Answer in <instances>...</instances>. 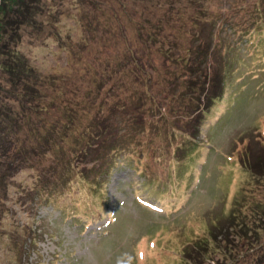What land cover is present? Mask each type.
<instances>
[{
  "label": "rangeland",
  "instance_id": "1",
  "mask_svg": "<svg viewBox=\"0 0 264 264\" xmlns=\"http://www.w3.org/2000/svg\"><path fill=\"white\" fill-rule=\"evenodd\" d=\"M203 2L210 9H218L222 18L215 24H206L199 33L207 50V63L202 59L201 68L207 78L221 74L223 90L209 111L200 116L195 140L187 135L195 129L193 122L184 124L186 117L177 116L179 105L161 99L159 85H167V80L154 74L160 81L151 87L154 97L148 103L147 113L142 115L138 149L133 152L130 148V152L109 157L106 170L96 183L73 176L59 184L61 171L53 163L59 157H66L60 150L50 151L46 157H31L32 166L27 162L29 167L18 168L8 179L4 195L7 216L0 233V264H178V251L187 247L196 235L210 237L208 241L214 242L209 247L215 250L203 263L197 258L188 259L186 264H215L218 260L224 264L218 253L228 244L218 242L221 238L216 233L218 229L213 231L215 235L206 230L213 223V216L230 207L236 189L249 185L250 175L240 159L250 154L260 157L264 148V9H259L255 0ZM190 7L185 6L186 15L194 9L193 5ZM158 8L150 9L151 15H159L166 9ZM50 9L55 15L57 10ZM64 9L65 17L59 29L62 34L77 37L75 24L78 26L76 18L80 14L69 1ZM98 34L94 47L91 44L78 58L98 59V63L108 61L116 72L102 75L103 81L108 77L104 88L95 90L96 84L91 82L100 73L98 64L88 74L78 64L69 69L71 74L66 82L77 88L76 103L71 109L75 115L80 114L76 121L80 127L88 125L95 107L107 92L114 96L116 93L114 99L119 95L121 103L122 90L117 86L129 81L124 74L128 67L122 66L129 42L113 31ZM18 50L39 68L64 70V51L59 52L53 40L44 43L36 35H29L22 37ZM166 65L173 74L179 70L173 62ZM111 87L113 91L109 92ZM105 88L108 91L104 95ZM114 99L104 97L103 109ZM160 106L167 108L162 115ZM186 138L195 141L191 152L195 158L181 166L176 157H187L190 148ZM50 144V148L40 151L54 150L55 143ZM91 166L89 163L83 168L87 171ZM55 169L58 171L52 175ZM40 178L49 185L44 186L42 200L39 195L36 200L31 189L39 184ZM254 187L256 190L246 193L247 198L258 203L264 201V186L254 182ZM136 195L155 207L160 205L162 210L144 207L135 200ZM239 212L250 222L253 206L243 205ZM219 220L227 226L232 223ZM226 229L224 233H228ZM192 232L195 236H191ZM231 232L229 226L227 238L231 246L239 254H247L236 255L225 264H244L257 243L253 242L254 236L242 238ZM19 233H23L21 242H12Z\"/></svg>",
  "mask_w": 264,
  "mask_h": 264
},
{
  "label": "trees",
  "instance_id": "2",
  "mask_svg": "<svg viewBox=\"0 0 264 264\" xmlns=\"http://www.w3.org/2000/svg\"><path fill=\"white\" fill-rule=\"evenodd\" d=\"M66 1L80 14L76 23L82 32L75 24L77 37L69 33L62 34L59 29V23L65 17ZM203 1L52 0L51 3L49 0H0V233L5 228L3 223L7 216L4 195L9 185L8 179L18 168L29 167L27 162L32 166L31 157H46L50 151L60 150L66 157H59L53 163L54 168L61 171L59 184L70 181L73 176L79 177L78 180L96 183L106 170L109 157L130 152V148L133 152L138 149L137 139L143 131L142 115L147 113L148 103L154 97L151 87L160 81L154 74L167 80V85H159L161 99L179 105L177 116L186 117L184 124L193 122L196 132L187 135L195 140L200 116L202 118L209 111V106L222 96L223 90L222 75L215 74L207 78L204 68H201L202 59L206 61L207 50L199 39V33L206 24H215L222 18L218 9H210ZM255 2L261 7L259 9H264V0ZM191 5L194 9L186 15L184 8H191ZM158 7L166 9L159 15H151L150 9ZM49 8L57 10L55 15ZM101 31H113L129 42L122 58V66L128 67L127 74L126 71L124 74L128 75L129 81L125 80L124 85L117 86L122 90L119 93L121 103L118 101L119 95L114 99L117 94L114 96L105 88L104 95L107 94L104 97L110 96L114 101L103 109L102 97L96 103L97 110H94L88 125L80 127L76 122L80 114L75 115L71 109L76 103L77 88L66 81L71 74L69 69H73L74 65L78 64L85 74L91 73L99 65L100 73L95 74L91 84H96L95 90H101L108 79L103 81L102 75L116 72L108 61L99 60L98 63V59L78 58L91 44L94 47ZM29 35H36L44 43L48 39L53 40L59 52L64 51L63 71L59 73L56 69L39 68L19 52L18 45L22 37ZM205 44L208 45L207 42ZM171 62L175 68L179 67L174 74L166 69V63ZM87 94L91 95L89 91ZM92 104H95V100ZM169 108L175 109L170 105ZM166 109V106H160L161 115ZM57 138L60 140L57 141ZM186 139L190 148L187 157H176L181 166L195 158L191 153L195 149V141L193 143L189 138ZM53 142L54 150H46V153L40 151L50 148ZM240 161L250 175L249 185L236 189L230 207L213 216L215 219L207 226L206 232L215 235L213 231L218 229L216 233L221 236L218 242L221 240L228 244L224 249H219L220 243L216 244L224 264L236 255L243 257L247 254H239L231 246L227 238L229 226L234 236H254L253 242L258 247L253 245V253L249 254L244 264H264V201L255 202L248 199L246 194L256 190L254 182L264 186V148L260 157L250 154V157ZM89 163L92 166L85 171L84 166ZM57 171L51 172L52 175ZM45 184L49 185L40 178L39 184L31 189L36 193V200L38 195L42 200L46 192ZM243 205L253 206L254 214L250 222L249 219H243L245 216L239 212ZM219 219L232 223L223 225ZM224 228H227L228 233H224ZM22 234L12 238V242H21ZM191 236H195L194 232ZM208 239L210 237L196 235L187 247L178 251V264H186L188 259L197 258L203 263L211 257L207 255L215 250L209 247L214 241L209 242ZM214 263L220 264L219 260Z\"/></svg>",
  "mask_w": 264,
  "mask_h": 264
}]
</instances>
